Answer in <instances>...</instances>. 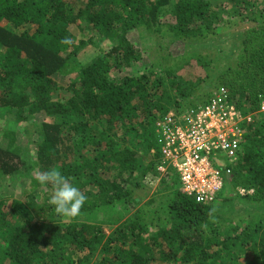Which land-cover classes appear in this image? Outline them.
<instances>
[{
	"label": "trees",
	"instance_id": "16d2710c",
	"mask_svg": "<svg viewBox=\"0 0 264 264\" xmlns=\"http://www.w3.org/2000/svg\"><path fill=\"white\" fill-rule=\"evenodd\" d=\"M226 18L250 27L219 72L185 77L183 66L211 64L203 42ZM162 35L191 48L186 60L149 55ZM223 87L260 108L264 0H0V188L24 189L0 197V264H264L262 114L215 200L197 201L176 169H158L157 122ZM53 168L87 196L78 219L57 216L52 186L35 180ZM155 175L152 197L108 234ZM239 205L245 212L233 215Z\"/></svg>",
	"mask_w": 264,
	"mask_h": 264
},
{
	"label": "built area",
	"instance_id": "2783aa9c",
	"mask_svg": "<svg viewBox=\"0 0 264 264\" xmlns=\"http://www.w3.org/2000/svg\"><path fill=\"white\" fill-rule=\"evenodd\" d=\"M248 107L239 105L223 87L207 104L167 113L157 122L163 156L159 171L173 167L183 192L199 202L215 200L225 180L232 178V166L243 152L250 126H255L258 114L264 116V98L258 110Z\"/></svg>",
	"mask_w": 264,
	"mask_h": 264
},
{
	"label": "rangeland",
	"instance_id": "374dc122",
	"mask_svg": "<svg viewBox=\"0 0 264 264\" xmlns=\"http://www.w3.org/2000/svg\"><path fill=\"white\" fill-rule=\"evenodd\" d=\"M246 24H248V25H246ZM249 25L250 24L248 22H246L245 25L243 26V25L238 24L235 19L234 20L233 19H230V20L227 19L226 25H224L220 28V34L219 35L214 36L213 38L211 37V39H209L208 42H206V41L203 42V44L207 48L203 52L204 54L201 53V54H203L201 57L204 58L202 61H205V59H206V62H207V60H210L211 64L208 67H201V63H199L201 61H198V63H197V61L193 62V65L191 64V66H190V64L183 66V63H181V66L184 67V69H183L184 76L196 80L198 77H204L207 74L210 76L215 71L219 72L221 70V65H224V63H225V62H223L224 61L223 59H225V56L226 57L228 56V54L232 48V44L234 42L240 40L242 35L244 33H246L247 30L249 29V27H250ZM76 27L77 26H75V25L73 26L74 29ZM85 35H90L89 29L86 30ZM130 36H131V39L134 40L133 43L136 46L143 48V49L147 48L145 46V42L142 41L140 38H137V35L135 36V34H132ZM172 40H173L172 37H169V36L168 37L165 35H162L161 37L156 36L154 38V45L149 50V55L153 58L154 56H156V54L164 55L165 53H168V54H171L172 57L177 56L179 54V58L186 60V58L188 56H186L184 54L186 53V51L191 50V48L187 45L185 46L184 42H182V41H172ZM218 54H220L221 57ZM218 56L221 59L220 61L217 60ZM146 59H144L143 62L147 63L148 61ZM194 59H197V57H195ZM191 61H193V60H191ZM171 64H172V62L169 65H171ZM143 68L140 67L139 69L142 70ZM136 70H137V68H136ZM4 128L7 129V123L2 124L0 121V139H2V137L4 136L3 131H2V130H4ZM3 140H6V139H3ZM18 142L21 144H26L27 139L20 138V139H18ZM159 178L160 177H157L156 179L154 178V179H152L153 181H151L149 179L143 181L148 187H151V190L148 188L143 189L142 190L143 193H141V190H139L138 194H141V195L148 194V195H146V197L144 198V201L142 203H140L139 205L132 206V209H130V210H123L121 212L122 219L119 221V223L112 225V226H109L110 228L108 229V234L113 232L122 222L127 220V218H129L130 215H132L134 212H136L141 207L142 204H145L149 200V198L152 197L151 196L152 193H154L155 189L157 188V186L160 183ZM179 184L181 186V182H179ZM14 187H16V188H14ZM14 187L12 189L14 191L13 193H15L16 195L11 194V192H12L11 189L7 190V189H5V187H1L0 188V197H2V198L12 197L13 198L14 196L18 195L21 198L22 192H24V189H22V187L19 186V183H17V186L15 185ZM242 208L243 207H241V205H239L235 209V211L232 212V214L233 213H235V214H241L242 213L243 214L245 212L244 211L245 208H243V209ZM232 214L229 213L226 216L225 215L224 216L229 217V216H232ZM234 217H237V221L239 222V215H236Z\"/></svg>",
	"mask_w": 264,
	"mask_h": 264
},
{
	"label": "clouds",
	"instance_id": "9594fccd",
	"mask_svg": "<svg viewBox=\"0 0 264 264\" xmlns=\"http://www.w3.org/2000/svg\"><path fill=\"white\" fill-rule=\"evenodd\" d=\"M65 44H71L69 38L63 41ZM35 180L44 187L52 186L49 205L54 208L57 216L78 219L81 216V210L87 201V196L73 182H71L58 169H50L35 176Z\"/></svg>",
	"mask_w": 264,
	"mask_h": 264
},
{
	"label": "crops",
	"instance_id": "0c3cea01",
	"mask_svg": "<svg viewBox=\"0 0 264 264\" xmlns=\"http://www.w3.org/2000/svg\"><path fill=\"white\" fill-rule=\"evenodd\" d=\"M173 169V167H169V170H172ZM169 170H168V172H169ZM162 175H164L165 173H161ZM151 175H153V174H151ZM157 177H160V176H156L155 175V179L157 178ZM161 179V177L159 178V180ZM180 182V181H179Z\"/></svg>",
	"mask_w": 264,
	"mask_h": 264
}]
</instances>
